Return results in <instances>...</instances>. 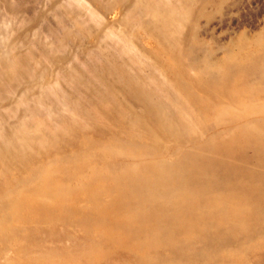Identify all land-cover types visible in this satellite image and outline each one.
<instances>
[{
  "label": "rangeland",
  "instance_id": "obj_1",
  "mask_svg": "<svg viewBox=\"0 0 264 264\" xmlns=\"http://www.w3.org/2000/svg\"><path fill=\"white\" fill-rule=\"evenodd\" d=\"M236 67L253 76L240 87L264 86V0H0V264H264V234L180 240L132 203L115 211L133 230L85 221L117 199L106 175H139L152 155L174 167L168 137L248 115L230 95ZM183 170L148 175L132 194L185 212L169 193ZM191 212L187 222L217 224Z\"/></svg>",
  "mask_w": 264,
  "mask_h": 264
},
{
  "label": "bare ground",
  "instance_id": "obj_2",
  "mask_svg": "<svg viewBox=\"0 0 264 264\" xmlns=\"http://www.w3.org/2000/svg\"><path fill=\"white\" fill-rule=\"evenodd\" d=\"M255 69L256 64L250 62L248 67ZM232 76L235 84L230 90V95L237 104L236 107L248 112L246 117H237L235 122L226 121L223 124H215L206 120L198 123L199 132L194 136L184 139L180 137H168L172 142L164 154L176 159L174 167L159 165L156 156H149L139 175H133L127 168H123L118 174H109L105 177L112 182L110 190L114 191L117 199L105 201L106 206L97 209L96 213L89 212L85 217L90 225L101 229L106 235L110 230L105 221L93 220L107 215L112 223L122 227L121 230H133L131 223L118 216L115 211L117 205L129 206L131 203L137 208H143L156 222L163 221L166 224L167 234L184 240L189 232L206 234L209 238L220 240L227 238L236 243H244L248 239L264 234V86L251 91L239 86L247 76L240 67H236ZM199 90L198 88H193ZM183 94L187 103L192 106L198 104L193 92L188 86H184ZM252 104H257L253 108ZM202 112L220 116L222 110L210 108L208 104L200 107ZM124 135L122 136V138ZM180 153V155L178 154ZM255 159L253 160L252 154ZM173 168L183 170L185 180L179 185L182 190L169 187L171 201L176 204L186 205L188 210L181 212L171 210L169 201L159 200L161 205L152 199L151 195L132 194L135 187L148 175H168ZM165 184L168 180L163 179ZM132 195L131 197L128 195ZM207 212L214 218L217 224L200 221L197 224L190 220L189 216L195 208ZM126 214V213H125ZM93 215V216H92ZM127 216H130L126 214ZM179 218V223L172 220ZM208 225V229H203ZM216 225H220L222 229ZM247 233V237L243 236ZM264 248V241L258 242ZM204 245L208 246V243ZM257 245V241L253 243ZM236 256V253L233 252ZM264 254V253H263Z\"/></svg>",
  "mask_w": 264,
  "mask_h": 264
}]
</instances>
